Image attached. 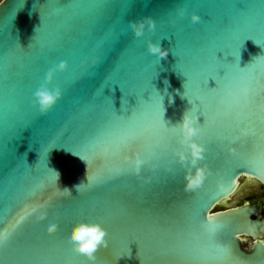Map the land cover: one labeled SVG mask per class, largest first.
Segmentation results:
<instances>
[{"label":"water","instance_id":"95a60500","mask_svg":"<svg viewBox=\"0 0 264 264\" xmlns=\"http://www.w3.org/2000/svg\"><path fill=\"white\" fill-rule=\"evenodd\" d=\"M68 2L77 6L62 9L61 0L0 1V231L38 205L22 242L0 250V264H90L66 235L80 222H100L108 231V246L98 250L95 264H200L192 258L196 253L183 254L187 245L181 239L193 201H199L203 218L223 225L219 232L226 235H217V243L262 264L264 135L253 139L255 129L241 125L238 141L226 139L213 151L203 144V159L193 166L190 149L179 144V130L171 126L197 108L214 124L244 103L256 79L264 82V61L249 65L264 55V48L251 38L238 43L247 35L264 40V0H103L99 18L86 6L91 0ZM178 9L185 10L182 17ZM192 12L202 21L193 24ZM225 15L233 16L234 29H218ZM145 17L155 28L149 30L146 22L144 34L135 37L129 21ZM150 40L169 49L166 59L149 53ZM8 41L24 48L13 52ZM93 51L98 55L89 58ZM216 52L229 63L223 77L217 73ZM236 59L239 64L232 65ZM61 61H67L65 69L46 80ZM12 63L14 74L8 71ZM177 69L188 77L186 85L187 77ZM73 73L79 77L65 86L62 81ZM202 80L210 88H201ZM41 85L61 90L46 114L33 104ZM185 88L198 104L183 95ZM153 90L157 93L146 102ZM133 91L145 102L132 113L129 108L138 98L127 95ZM196 123L202 124L203 117L198 115ZM197 128L193 139L202 144ZM127 130L149 132L156 140L171 136L174 143L141 162L138 172L135 161H144L140 145L126 149L123 158L132 160V170L108 182L107 166L114 159L104 150ZM86 131L97 135L93 145L80 142ZM177 152L187 160L182 163ZM197 169L205 179L189 189L188 178ZM79 180L84 183L72 189ZM50 218L56 223L47 229ZM191 240L207 247L213 243L199 236ZM117 250H122L120 259Z\"/></svg>","mask_w":264,"mask_h":264},{"label":"snow or ice","instance_id":"6c2138e0","mask_svg":"<svg viewBox=\"0 0 264 264\" xmlns=\"http://www.w3.org/2000/svg\"><path fill=\"white\" fill-rule=\"evenodd\" d=\"M61 2H62V9H67L69 7L77 6L68 2V0H61ZM23 3H25V0H23ZM78 6L82 7L85 5H78ZM86 6L89 7L94 12L97 18H99L102 15V8L104 6L103 0H91V2L87 3ZM46 11H47V5H45L44 7V12ZM240 11L246 12L247 9H242ZM203 22L207 23L208 21L203 19ZM234 27L235 25L233 21V16L231 15H225L222 18V21L218 24V29L221 31L234 29ZM249 38L253 39L255 43L258 44L261 48H264V40H261L255 37L254 35H247L243 38L242 42L238 41L239 47L243 45V42L246 39ZM7 48L15 52L17 50H21L24 47L22 46L18 47L15 45V42L8 41ZM219 51L220 50H218L217 52ZM217 52H216V60L219 62L217 73L220 77H223L226 71L224 65L229 63L222 62L220 59H218ZM92 53L94 54L92 55V57L98 55L97 51H93ZM7 54L8 53H6L5 55ZM229 54H231V52H229ZM173 55L175 54L173 53ZM233 56L236 57L235 55ZM177 57L179 58L178 59L179 61L180 57L179 56ZM258 61H264V55H260L259 57L255 58L254 61L249 65L255 64ZM203 62L207 63V59H205ZM231 64L234 65L239 63L237 62L236 59ZM8 71L10 74H14L16 71V65L14 63L9 64ZM179 72L183 74L185 77H187L183 71H179ZM78 77H79V73H73V75L69 79L62 81V83L65 86H67ZM210 79L214 80L212 77H209L208 81ZM187 82H188V77L185 82V85L187 84ZM25 83H27V81H25ZM205 87H208V82L207 85H205L204 81L202 80L201 88H205ZM154 93L157 92L153 90L151 99L146 102L150 103L152 101V96ZM183 95L188 98L189 102L192 105L199 103L198 101H194L186 94V88ZM129 96H136L138 98L137 105L134 108L131 109L129 108V111L133 113L134 110L139 109L141 102L142 101L145 102V100L143 99V96L141 97L137 95L136 92L134 91L129 92L127 97ZM196 114L203 117V123L202 124L198 123V125L200 126V129L203 132V135L201 137L203 142L202 144L207 145L208 151H213L221 144H223V142L226 139H231L233 142L238 141L240 137L236 135V133L241 125L254 128L255 133L252 138L253 139L259 138L261 135H264V82H262L260 79H256L254 83L246 90V99L244 103L237 109H234L233 111L227 113L224 117L217 119V121L214 124L208 121V118L205 115V113L199 110V108H197ZM163 121H164V126L166 128L169 127L166 124L164 118ZM96 138L97 135L95 133L86 131L81 135L80 142L85 145H93ZM173 143H174V137L171 136L165 137L160 140H156L149 132H137L132 130L122 131L112 142L110 148L104 150V152L109 157L111 156L114 159V163L112 164V166L111 167H109V165L107 166L108 176L110 177L108 182L124 177L129 174V171L132 170L133 167L132 160L129 158H123V153L126 149H130L133 145L139 144L140 147L138 150L140 153L144 154V161L141 162H147L158 157L159 155H162L163 152L167 148L171 147ZM233 153H235V151ZM258 158L259 156L249 157V159H252L254 161L257 160ZM36 207H38V205L30 206V210L26 211L24 215H22L9 229L0 231V250L6 249L10 245L22 242L23 237L26 233V225L30 221L31 217L35 214ZM187 213H188V224L187 227L183 230V234L181 236V239L185 241L187 245V247L183 249V254L185 256L192 257V254L196 253V255L192 258L199 261L200 264H203V262L205 261H212L213 264H252L253 258L243 257L241 254L231 249L227 243L216 242L217 235H219L221 238H223L226 235L225 233L219 232V229L222 228L223 225L211 223L210 221L213 219L212 217H209L207 219L203 218L199 212V201H193L192 204L189 206ZM193 236H199V237L211 239L213 243L210 245V247L202 246L200 244H194L192 243L191 240ZM133 243L134 242H130L126 245V247L130 251H131L130 245ZM40 251L43 252L44 250L40 249ZM169 251H172V249H169ZM114 255H116L117 259H120L123 256L122 250H117V252L114 253ZM262 264H264V262H262Z\"/></svg>","mask_w":264,"mask_h":264},{"label":"clouds","instance_id":"9594fccd","mask_svg":"<svg viewBox=\"0 0 264 264\" xmlns=\"http://www.w3.org/2000/svg\"><path fill=\"white\" fill-rule=\"evenodd\" d=\"M178 16H183L185 10H177L176 13ZM190 19L193 24L201 22V16L192 12L190 14ZM147 22V27L149 30L155 28V22L151 17H145L141 19L129 21V27L132 29V32L135 37H140L144 34L145 23ZM147 47L149 53L155 55L157 59L164 58L166 59L169 54V49L163 48L159 42L148 41ZM94 55L93 53L89 58ZM67 66L66 61H61L58 65L49 69L46 74V80L50 81L56 71H62ZM61 96V90L59 88L49 89L45 85H41L40 88L34 93V106L38 107L40 114H46L59 100ZM198 120V115L191 112H185L182 119L175 125L171 126L174 129L179 130V135L177 140L180 145L186 146L191 151V156L193 157L190 161L191 165L195 166L198 159H203V153L206 151V148L203 144L198 143L193 137L196 135L198 128L196 121ZM176 155L179 156L180 161L183 163L187 160V155L184 152H177ZM84 161L85 177L87 181L88 169L87 162ZM141 163L140 159L137 158L135 161V170L139 171V164ZM57 175V174H56ZM188 188L192 189L196 186H199L202 181L205 179V172L203 170L197 169L195 177H189ZM84 183V180H79L72 184V189L78 184ZM64 189L65 193L69 192V188L66 186H60ZM55 219L50 218L45 221L44 227L47 229H52L55 226ZM67 238L72 241L73 249L80 254H83L90 264H95L96 253L102 247L108 246V231L100 222H80L75 224L68 232Z\"/></svg>","mask_w":264,"mask_h":264},{"label":"flooded vegetation","instance_id":"af4514ba","mask_svg":"<svg viewBox=\"0 0 264 264\" xmlns=\"http://www.w3.org/2000/svg\"><path fill=\"white\" fill-rule=\"evenodd\" d=\"M244 194H245V193H244ZM241 195H242V194H240V198L242 197ZM249 198H251V199H252V198L261 199V197H259V196H253V197H249ZM262 200H263V198H262ZM263 210H264V207H263Z\"/></svg>","mask_w":264,"mask_h":264},{"label":"rangeland","instance_id":"374dc122","mask_svg":"<svg viewBox=\"0 0 264 264\" xmlns=\"http://www.w3.org/2000/svg\"><path fill=\"white\" fill-rule=\"evenodd\" d=\"M1 1V0H0Z\"/></svg>","mask_w":264,"mask_h":264}]
</instances>
